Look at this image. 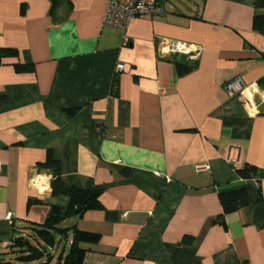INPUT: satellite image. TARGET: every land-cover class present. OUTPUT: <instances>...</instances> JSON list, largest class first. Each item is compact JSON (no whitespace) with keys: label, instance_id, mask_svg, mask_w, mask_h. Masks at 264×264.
<instances>
[{"label":"crops","instance_id":"crops-1","mask_svg":"<svg viewBox=\"0 0 264 264\" xmlns=\"http://www.w3.org/2000/svg\"><path fill=\"white\" fill-rule=\"evenodd\" d=\"M160 2L164 15L118 29L108 0H0V48L17 51L0 64V250L67 205L37 170L50 153L66 187L102 189V209L60 224L98 233L83 264H264V7ZM163 37L200 47L196 66L179 75ZM235 77L251 107L224 90ZM242 187L249 203L214 221L219 193Z\"/></svg>","mask_w":264,"mask_h":264},{"label":"trees","instance_id":"trees-1","mask_svg":"<svg viewBox=\"0 0 264 264\" xmlns=\"http://www.w3.org/2000/svg\"><path fill=\"white\" fill-rule=\"evenodd\" d=\"M62 0H50L51 9L56 7ZM255 8L264 7V0H252ZM252 28L264 35V13L254 14ZM17 51L13 48H0V64L9 56H16ZM168 57L175 64L178 74L189 72L196 66L197 60H185L182 55ZM17 71H32V63H15ZM115 85H113L114 88ZM39 172L45 171L51 174L50 188L52 195H65L68 198L66 206L50 204L46 217L41 223H28V233L12 237L5 250H0V264H48L53 257L51 250H55L61 240L67 239L71 234L70 244L67 250L62 248L55 257L54 264H83L87 248L85 244L98 242V233L83 231L75 225L69 227L60 226L67 218L81 216L87 210L102 209L99 188H79L76 186L66 187L60 177L59 163L49 153L43 162L37 164ZM237 173L242 178H250L256 175V168L251 165H243L238 168ZM219 201L222 212L214 221L224 223V216L249 203L246 188H235L219 193ZM40 202L39 199H28L27 204ZM190 239V238H186ZM15 254L13 258H9Z\"/></svg>","mask_w":264,"mask_h":264},{"label":"built area","instance_id":"built-area-1","mask_svg":"<svg viewBox=\"0 0 264 264\" xmlns=\"http://www.w3.org/2000/svg\"><path fill=\"white\" fill-rule=\"evenodd\" d=\"M165 10L160 0H108L103 24L124 29L132 19L145 15H164ZM200 47L169 38L158 39V53L162 58L184 55L187 60H196ZM119 69L120 66L116 65ZM228 94H237L251 107L252 94L240 77H235L223 85ZM35 183V181H34Z\"/></svg>","mask_w":264,"mask_h":264},{"label":"rangeland","instance_id":"rangeland-1","mask_svg":"<svg viewBox=\"0 0 264 264\" xmlns=\"http://www.w3.org/2000/svg\"><path fill=\"white\" fill-rule=\"evenodd\" d=\"M166 3H170V2H174L175 0H164ZM29 228L26 226L25 230L22 232V235L27 234L28 233ZM18 233H14V236H16ZM15 256V254H12V256H9V258H13ZM49 264V263H48Z\"/></svg>","mask_w":264,"mask_h":264}]
</instances>
